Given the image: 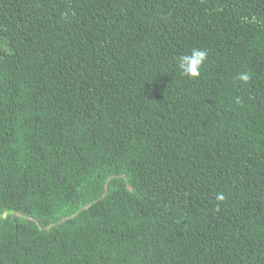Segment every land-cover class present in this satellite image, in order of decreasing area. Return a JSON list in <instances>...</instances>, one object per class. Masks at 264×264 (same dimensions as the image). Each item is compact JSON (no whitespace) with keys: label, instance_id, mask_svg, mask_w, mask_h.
<instances>
[{"label":"trees","instance_id":"16d2710c","mask_svg":"<svg viewBox=\"0 0 264 264\" xmlns=\"http://www.w3.org/2000/svg\"><path fill=\"white\" fill-rule=\"evenodd\" d=\"M0 264H264V0H0Z\"/></svg>","mask_w":264,"mask_h":264},{"label":"clouds","instance_id":"9594fccd","mask_svg":"<svg viewBox=\"0 0 264 264\" xmlns=\"http://www.w3.org/2000/svg\"><path fill=\"white\" fill-rule=\"evenodd\" d=\"M208 53L206 50L193 48L189 54H183L177 58V67L181 76L196 78L201 74V68L207 59ZM235 79L243 84H247L251 79L247 71L240 72ZM217 210L219 209V202L225 200L223 193H218L216 196Z\"/></svg>","mask_w":264,"mask_h":264}]
</instances>
